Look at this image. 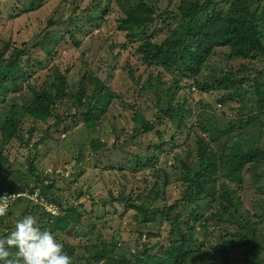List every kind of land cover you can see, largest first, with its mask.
<instances>
[{
    "label": "trees",
    "instance_id": "16d2710c",
    "mask_svg": "<svg viewBox=\"0 0 264 264\" xmlns=\"http://www.w3.org/2000/svg\"><path fill=\"white\" fill-rule=\"evenodd\" d=\"M34 1L38 6L31 4L27 12L41 7L44 0ZM116 2L124 15L118 29L126 32L129 40L141 41L135 52L146 67L143 72L148 75L141 86L137 85L136 94L143 96L147 102L154 100L156 110L155 122H152L141 116L136 104L120 102L122 107L134 111L133 128L128 137L131 140L141 138L149 141V153L143 158H136L133 171L148 164L153 167L158 162L157 155L163 153L160 145L165 146L163 139L168 132L161 130L160 126L164 120L169 121L177 131L175 135H170L168 151L169 160L173 161L171 172L177 176V195L170 203L166 202L170 195H161L159 189L147 190L144 181L141 186L139 181L124 174L127 181L132 183L130 194L124 195L122 191L113 197L109 193L108 199L101 198L100 201L103 204L121 203L135 210L139 218L138 235H143L145 240L139 238L135 241L133 252L127 254L126 242L119 246L106 238L92 242L89 235L81 232L77 238L72 241L67 239L64 243L65 251L72 257V264H264V223L261 222L264 215V141L261 143L264 139V70L259 72L257 79L237 78L231 73L209 77L212 83L202 82L198 78L218 48L227 49L225 57L228 60H253L258 57L264 60V0H178L175 11L165 8L157 16V10L149 1L138 0L135 7L131 6L130 0ZM108 11L109 7L105 5L93 15L89 11L82 13L87 24L97 28ZM157 17L165 19L162 24L167 28V36L160 43L154 40V32L148 33ZM58 41L54 40L56 45ZM74 45L78 46L77 42L74 41ZM121 47H124V43ZM25 55L23 49L15 48L5 58L0 50V105L9 102L8 113L0 119V126L4 124V129L0 130V194L20 190L30 193L39 189L41 198L47 204L58 206L61 213L53 217L40 204L17 200L2 218L0 234L6 233L14 226L16 219L27 213L38 217L40 225L53 233H64L68 226L82 224L84 217L90 216L93 211H86L82 204L75 206L58 200H63L64 192L56 188L54 193L53 182L49 179L62 176L59 169H52L45 175L43 171L36 170L33 186L21 181L26 171L23 173L20 168L18 175H14L7 170L8 159L1 150L2 145L18 141L20 147L37 150L41 144L53 140V133L58 136L56 139L67 137L71 134L70 124L75 126L81 123L75 131L85 133V138L80 140L77 153L69 163L73 162L74 167L85 163L106 148L98 138L87 140L86 135L90 134L86 130L101 129L102 122L108 119L110 101L115 96L99 80L86 87L87 72L80 73V80L73 87L64 71L53 66V73H50L53 77L48 81L51 67H42L38 59L42 72L37 77L35 66L22 62ZM24 65L28 71L24 70ZM153 67L172 75L174 85H160V75H151ZM125 68L130 77L133 68L127 65ZM152 76L156 83H152ZM180 77L186 78L184 84H181ZM130 79L136 85V80ZM193 87L199 95L229 88V93L216 98L217 103L225 106L228 102H237L246 108L248 103L254 101L255 111L238 114L219 126L210 111L199 109L201 97L193 105L190 104L188 97ZM143 88L147 89L148 96L141 93ZM24 89L30 96L23 99L21 105L13 102L12 98L8 100L9 95L18 94ZM175 95L183 101L179 103ZM23 121L30 122L25 132L22 130ZM190 122L193 124L188 126ZM38 132L41 136L32 143L34 134ZM149 136L160 144L155 143L154 138L149 139ZM165 162L161 163L164 165ZM32 163L26 169L28 172H33ZM109 167L114 170L112 166ZM118 172L122 173L120 170ZM72 173L71 177L77 176L75 171ZM154 178L166 185L165 168L155 169ZM45 179L51 184L44 185ZM223 180L221 186H226L220 196L207 192L208 185L215 186ZM155 185L158 183L155 182ZM225 187L233 188L234 192H228ZM237 190L244 194L252 191L253 197L250 199L254 200L249 209L245 208V199ZM87 191L89 189L81 188L73 194L74 199ZM132 191H136L135 198ZM139 199L140 202H136ZM210 200L214 213L204 216L202 212ZM18 204L24 205L22 211L16 209ZM150 223L158 224L157 233L150 228L144 231L143 226L147 227ZM162 224L166 225L165 230L160 227Z\"/></svg>",
    "mask_w": 264,
    "mask_h": 264
},
{
    "label": "rangeland",
    "instance_id": "374dc122",
    "mask_svg": "<svg viewBox=\"0 0 264 264\" xmlns=\"http://www.w3.org/2000/svg\"><path fill=\"white\" fill-rule=\"evenodd\" d=\"M145 1H149L154 6V9L157 10L155 13L157 16L161 12H164L165 8L175 11V4H177L178 0ZM137 3L138 0H130L132 7H135ZM31 4L35 7L38 6L34 0H0V48H2L0 50L5 58L15 48L23 49L26 55L22 58V62L31 63L35 66L37 77L40 76L39 74H41L42 70L39 69L40 62L36 59L41 60L42 67H47V69L51 67L48 76L50 73H53V66H58V69L64 71L70 85L73 87L80 80V73L87 72V80L84 82L86 87L94 80H99L105 84L106 88L115 97L110 101L111 103L107 112L108 119L102 122L101 129L93 128L86 130V133L90 134L89 136L86 135L87 140L98 138L106 146L102 152L93 155V159L78 164L75 167L73 162L69 163L71 158L77 153L79 144L81 143L80 140L85 138V133L75 131L81 126V123L75 126L70 124L71 134L69 136H62L61 139H56L58 136L53 133L51 135L53 140L41 144L37 150L32 147H20L18 141L3 144L1 150L8 159L7 170H10L14 175H18L17 170L22 168L23 170L21 171L23 173L26 171V173H24L21 181H27L29 185L33 186L36 177L35 172L40 170L45 175L49 174L48 172L52 169H59V173L63 177L49 179L53 182V192L56 188H60L64 192L62 195L63 200L61 198H58V200H61V202L65 200L70 205L75 206L82 204L86 207V211H93V213L90 216L86 215L82 220V224L68 226L64 233L54 232L57 239L64 244L67 239L72 241L73 238H77L79 233L82 232L89 235V241L92 242L96 240L101 241L105 238L118 246L126 242V253L131 254L134 250L135 241L139 240V238L141 241L145 240L143 235L141 237L138 235L137 221L139 218L136 211L125 207L121 203L103 204L100 199H108L109 193H112L113 197L118 196L122 191H124V195L130 194L129 188L132 183L124 177V174H128L135 181H139L141 186H143L144 181L146 184L145 189H159L161 195H170L169 201L166 202L170 203L173 201L177 195L178 184L176 181L177 176L171 172L173 161L169 160L170 155L168 151L172 137L170 135H175L177 131H175L169 121L164 120L160 129L168 132L165 135V139H163L165 146L160 145L163 153L157 155L158 162L153 167L148 164L145 167L137 168L136 172L133 171L136 158L138 156L143 158L149 153L147 151L149 141L148 139L144 140L141 138L131 140L128 137L133 128L134 111L122 107L120 102L126 101L130 105L136 104L141 116L152 122H155L154 114L156 112L154 100L147 102L143 99V96L136 94L137 85L140 84L141 86L148 75L143 72V69L146 67L139 61L138 55L135 52V49L140 46L141 41L129 40L126 37V32L118 29V25L124 15L117 2L115 3V0H44L41 7L27 12L26 10ZM105 5H108L109 11L104 20L102 19L100 26L97 28L90 27L82 12L89 11V14L93 15ZM98 6L100 7L97 8ZM162 20L165 19L163 17L155 18L148 30V33L154 32V40L158 43L167 36V28L162 24ZM49 37L51 40L53 39L51 43L49 42ZM72 38H74L78 46L74 45ZM54 40L55 42L59 40L58 45H56ZM123 43L124 47H121ZM226 52V48H218L210 58V62L206 64L200 77H198L200 81L211 82L209 77H218L219 75L222 76L228 73L233 74L237 78L248 77L257 79L259 72L264 70V60L262 58L228 60L225 57ZM114 55L116 57H113ZM126 65L133 68V73L130 77L136 80V85L131 81L128 69L125 68ZM23 68L25 71H28L26 65ZM151 72L153 76L156 74L160 75V85H163V87L174 85L172 75L161 68L153 67ZM153 76L152 83H156L153 80ZM52 77L53 75L51 74L48 77V81ZM180 80L181 84H184L186 78L180 77ZM191 91L193 92L188 97L190 104L193 105L201 97L202 101L200 102L199 109L210 111V114L214 115L216 123L219 126H222L227 119H233L234 116L237 117L238 114H248L255 111L253 107L254 101L248 103V107L246 108H242L243 105L237 102H228L225 106L217 103L216 98L222 94L229 93V88L211 90L201 95L198 94L195 87ZM141 93L149 95L147 94V89L144 88L141 90ZM29 96L30 94L24 89L18 94L9 95L8 100L11 101L12 98L13 102L21 105L23 99ZM251 96L249 95V97ZM175 97H178L179 103L183 101L180 96L175 95ZM8 106L9 102L0 105V119L8 113ZM72 112H74V109H72ZM191 124L193 123H188V126ZM29 126V121H23L22 130L25 132ZM2 129H4V124L0 126V130ZM252 129H255V127ZM40 136L39 132L34 134L32 143L38 140ZM1 138L0 135V140ZM148 138L152 139L154 137L149 136ZM263 141L264 139L261 141L262 144ZM154 142L159 143L157 139ZM151 147L153 148V144ZM177 152H175L176 155H178ZM173 156L174 152H172ZM40 160L41 162H39ZM32 161L33 172H28L26 169H28L29 163ZM161 162H165V164L163 165ZM130 164L133 166L130 167ZM109 166H112L114 170H111ZM158 168H165L167 176L166 185L162 180L157 181L154 178V171ZM118 170L122 173H119ZM72 171H75L77 176L71 177ZM51 181L45 179L43 183L45 182L44 185L51 184ZM155 182L158 185H155ZM222 182L224 180L216 183L215 186L208 185L206 187L207 192L216 194L217 197L220 196L222 194L221 190L226 186H221ZM81 188H84V190L89 189V191L74 199L73 194L81 190ZM225 189H228L230 193L234 192V189L231 187H225ZM135 190L138 191L137 189ZM136 191L134 193L132 191V197L136 195ZM238 194L244 197L245 208L249 209L251 202L254 200L250 199L253 197L252 191H248L245 194L243 191L241 193L238 191ZM136 202H140V199ZM16 209L22 211L24 205L18 204L16 205ZM202 213L204 216L214 213L211 200ZM261 222L264 223V215L261 218ZM91 224H93V227ZM160 227L162 230H165L166 225L162 224ZM143 228L144 231L150 228L153 233H157L158 224L152 225L150 223L147 227L143 226ZM70 243L74 244L76 242ZM65 250L67 249L64 247Z\"/></svg>",
    "mask_w": 264,
    "mask_h": 264
},
{
    "label": "clouds",
    "instance_id": "9594fccd",
    "mask_svg": "<svg viewBox=\"0 0 264 264\" xmlns=\"http://www.w3.org/2000/svg\"><path fill=\"white\" fill-rule=\"evenodd\" d=\"M19 192H26L28 195L37 192L42 202L37 203L26 197L23 199L42 205L45 212L44 205H52L57 208V215L47 213L53 217L60 215L58 206L47 204L41 198L39 189L30 193L27 190ZM31 198L35 199V195ZM7 209V202H0V217L7 214ZM64 247L51 229L42 227L35 215L27 213L16 219L14 226L6 233L0 234V264H72V257L64 251Z\"/></svg>",
    "mask_w": 264,
    "mask_h": 264
},
{
    "label": "built area",
    "instance_id": "2783aa9c",
    "mask_svg": "<svg viewBox=\"0 0 264 264\" xmlns=\"http://www.w3.org/2000/svg\"><path fill=\"white\" fill-rule=\"evenodd\" d=\"M35 195V199H32L31 197H33ZM24 197L34 201V202H42V200L39 199V195L37 192H34L31 195H28L26 192H18V193H4V194H0V202H7L8 204V209L7 211L10 209V207L12 206V204L17 200V199H23ZM45 209L47 212H49L52 215H57L58 211L57 208H55L52 205H44ZM3 217H0V223Z\"/></svg>",
    "mask_w": 264,
    "mask_h": 264
}]
</instances>
